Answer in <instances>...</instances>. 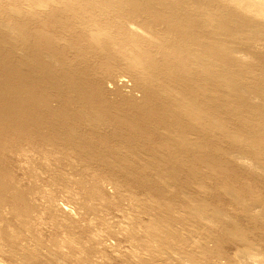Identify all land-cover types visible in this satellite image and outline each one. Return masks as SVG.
I'll list each match as a JSON object with an SVG mask.
<instances>
[{
  "label": "bare ground",
  "instance_id": "1",
  "mask_svg": "<svg viewBox=\"0 0 264 264\" xmlns=\"http://www.w3.org/2000/svg\"><path fill=\"white\" fill-rule=\"evenodd\" d=\"M17 1L0 0V264H264V0ZM67 15L77 40L51 26ZM163 33L180 56L151 50ZM78 44L102 81L67 60Z\"/></svg>",
  "mask_w": 264,
  "mask_h": 264
},
{
  "label": "rangeland",
  "instance_id": "2",
  "mask_svg": "<svg viewBox=\"0 0 264 264\" xmlns=\"http://www.w3.org/2000/svg\"><path fill=\"white\" fill-rule=\"evenodd\" d=\"M9 1H10V3H9ZM2 0V2H4L5 4H6V6L7 7H9V5H14V1L16 2L17 0ZM21 1V2H20ZM26 1V3L28 2L29 3V1H27V0H25ZM25 1L24 0H19V2H18V4L20 3V5H21V3H22V6L24 5V3H25ZM24 2V3H23ZM25 3V5H24V7L25 6H27V4ZM9 4V5H8ZM50 10L48 9V10H39L37 13V15H36V18L37 19H40L41 20V22L39 23V24H41V26L43 27V28H49L50 27V25H49V22H48V19L49 18H51V14H50V12H49ZM89 12H90V10H88ZM43 13V14H42ZM50 14V15H49ZM87 14H90V15H92V16H94L95 15V17L93 18V17H90V16H88ZM94 14V15H93ZM99 14V16L98 17H96V15H98ZM43 15V16H42ZM46 16V17H45ZM68 16V15H67ZM82 23L84 24V25H86L87 24V26L89 27V30H93V31H95L96 29H97V26H95V24L94 23H96L95 22V20H98V21H101L102 22V19L103 20H107L108 22H103L104 24L101 26L102 28H106L107 30H111V31H113V32H115V33H117V36H118V38L120 39V40H125V39H127V37L129 36V31H128V29H127V27L125 26V24H127V23H124V22H117L116 21V19H115V17L113 16V15H101V12H96V13H93V11H92V13L90 12V13H86V12H84V15H83V13H82ZM86 16H88L87 17V19H86ZM148 15H142V16H140V17H137V21L138 22H141L142 21V23H144V22H146L147 24H150L151 23V21L152 22H154V18L152 17V16H148ZM71 16H68V19L67 18H64L62 21H59V19H57V20H55V25H51L54 29L53 30H55V31H58L57 33H59V34H61V35H63L66 39H68V38H71V39H75V40H77L78 39V33H80V32H82L81 30H82V25L80 24V22L79 21H75V19H72V18H70ZM90 17V18H89ZM104 17V18H103ZM110 17V18H109ZM144 19H143V18ZM29 19H31V20H33L34 19V16L33 17H30ZM110 19V20H109ZM151 19V20H150ZM47 20V23L45 22ZM92 20H93V22H92ZM140 20V21H139ZM58 23H57V22ZM64 22V23H63ZM85 22H86V24H85ZM117 22V23H116ZM46 23V24H45ZM69 23V24H68ZM75 23V24H74ZM123 24V25H122ZM161 24V23H160ZM45 25V26H44ZM68 25V26H67ZM79 25V26H78ZM108 25V26H107ZM62 26V27H61ZM81 26V27H80ZM57 27V28H56ZM64 27H65V29H64ZM92 27V28H91ZM116 27V28H115ZM60 28V29H59ZM93 28H95V29H93ZM109 28V29H108ZM114 28H115V30H114ZM122 28V29H121ZM146 28V30H148L149 29V27L147 28V27H145ZM161 28H163V25L161 26ZM64 29V30H63ZM81 29V30H80ZM69 30V31H68ZM80 32H79V31ZM121 30H123V31H121ZM63 31H65V32H63ZM74 31V32H73ZM150 31H153V30H151L150 29ZM64 33V34H63ZM67 35H66V34ZM70 33V34H69ZM123 34V35H122ZM156 35V34H155ZM69 36V37H68ZM73 36V37H72ZM162 36V35H161ZM161 36H157V38H156V40H154L152 43H151V50L152 51H154V52H156V51H158L160 48L163 50V49H166V48H169V47H171L172 48V51H171V53H172V57H178V56H180L179 55V53H178V51H179V49L177 48V45H178V41L177 40H169V36H167V35H165V33H163V39L161 40ZM86 39L87 37H84L83 35L79 38V39ZM166 38V39H165ZM160 39V40H159ZM159 41V42H158ZM162 42V43H161ZM165 42V45L163 44ZM167 42V43H166ZM173 42H175V43H173ZM83 44V43H82ZM82 44H78V49H79V52H78V49H70V50H68V52H67V60H70L72 63H74V64H76V63H79V62H81V61H83V62H89L91 65H92V68H93V70H92V78L94 79V80H97L98 81V79H100L101 81H102V79L101 78H99L100 76H101V72L103 73V72H105V71H103L102 69H101V67H100V65H99V63H101V61H102V58H101V56H100V53H98L99 51H90V50H87V48L86 47H88V46H83ZM155 44V45H154ZM164 45V47H163V45ZM82 45V46H81ZM153 45V46H152ZM159 47V48H158ZM154 49H157V50H154ZM72 50V51H71ZM73 50H74V52H73ZM176 51V52H175ZM70 52H72V54H70ZM75 52H76V54H75ZM91 52V53H90ZM94 52L96 53L95 55H94ZM80 53H82V54H80ZM97 53H98V55H97ZM177 53V54H176ZM91 54V55H90ZM92 54L94 55V56H92ZM175 55V56H174ZM88 56H90V57H88ZM69 58V59H68ZM82 58V59H81ZM86 58H87V60H86ZM99 59V61H98V59ZM79 59V60H78ZM83 59H85V60H83ZM89 59V60H88ZM96 59H97V61H96ZM75 60H76V62H75ZM96 67H95V66ZM98 66V67H97ZM100 68V69H99ZM97 69V70H96ZM98 71H100L99 72V74L100 75H98ZM95 73H96V75H95ZM95 77H97V78H95ZM99 80V81H100ZM50 87H51V89L54 91V88L51 86V84H50ZM105 89H107V86L104 88V90ZM57 90H59V91H61L60 89H55V91H54V93L56 94V95H58V96H56L55 95V102L57 103H55V106L57 107L58 105H60V104H62L63 102H64V99H61L62 97V93L61 92H57ZM58 99H60V101L58 100ZM59 101V102H58ZM128 107V109H129V111H130V114H133L134 116L136 115V116H139L140 117V114L137 112V110H136V108H134L133 106H130V105H128L127 106ZM127 107H125V108H127ZM133 108V109H132ZM135 116V117H136ZM33 132H34V134H33ZM45 132V135L47 136L49 133L48 132H46V131H44ZM44 132L42 133H36L35 131H32L31 132V134L33 135V140L36 142V143H39V142H44L45 141V139H43L42 137H44L45 135H44ZM48 133V134H47ZM37 136V137H34V136ZM41 137V138H40ZM38 138H39V140H38ZM45 138V137H44ZM38 141V142H37ZM34 152V151H33ZM33 152H30V155L32 156V157H34V154H38V153H33ZM32 153H33V155H32ZM35 157H38V155H35ZM35 160V159H34ZM18 171H20V170H18ZM21 172V171H20ZM19 172V175H22L21 173ZM248 178L250 177V175H246ZM117 208H113V213H114V215H115V217L117 218L118 217V219H120V218H122V215L120 214L119 215V213L117 214V212L116 211H118V209L116 210ZM120 211V210H119ZM118 211V212H119ZM121 212V211H120ZM121 213H123V212H121ZM113 215V214H112ZM116 215H118V216H116ZM1 264H6V263H4V262H1Z\"/></svg>",
  "mask_w": 264,
  "mask_h": 264
}]
</instances>
